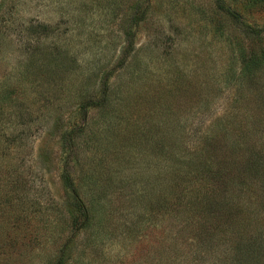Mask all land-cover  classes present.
<instances>
[{
	"label": "rangeland",
	"instance_id": "obj_1",
	"mask_svg": "<svg viewBox=\"0 0 264 264\" xmlns=\"http://www.w3.org/2000/svg\"><path fill=\"white\" fill-rule=\"evenodd\" d=\"M204 160L264 217V0H0V264H264L173 211Z\"/></svg>",
	"mask_w": 264,
	"mask_h": 264
},
{
	"label": "trees",
	"instance_id": "obj_2",
	"mask_svg": "<svg viewBox=\"0 0 264 264\" xmlns=\"http://www.w3.org/2000/svg\"><path fill=\"white\" fill-rule=\"evenodd\" d=\"M208 160L202 161L201 166L197 168H191L188 166L189 170H186L188 178L185 180L191 182L192 185L193 183L197 182V186L193 185L190 192L186 193V191L183 193V195L175 197L174 201L172 202V205L175 206L173 207V211L182 216V219L186 224L193 222L194 219L202 221V228H208L206 231L208 234L206 235V238L208 237L211 240L213 239V232H211L213 230L210 229V226H208L210 219L208 218L207 214L210 217H213L215 215L214 213H219L224 210L225 207H227L226 210L229 211V217L227 218V221L229 222L232 216H234L231 222L237 223L234 226L241 228L243 231L242 235L234 236V239L239 238L241 240L240 242H243V244H239L235 250H239V252H241V258L248 260L252 254L254 258L259 259V253H261V255L264 253V243L261 242L264 240V228L260 226L261 229H251L250 225L251 222L253 223V221H263L264 217L259 216V214L254 215L250 210H246L251 209V207H247V204H252L250 202V198L247 199L240 196L235 197V195H229L228 192L226 195H223L222 199L226 205L220 202L215 185L219 184V181H221V186L225 188L228 186V177H224L223 175L226 171V174H229V164L226 162H220L221 164L218 167V171L211 172L210 170L212 167L209 166L210 162H208ZM63 184L73 193L74 204L82 214L84 221L88 222L91 217L89 214L90 204L84 203L82 199L78 197V190L76 189L77 187L69 175L66 174L63 176ZM3 214L5 213L3 212ZM239 214H242L243 216L239 217ZM235 233L238 232L235 230ZM229 257L231 259L225 258V264H237L233 262L232 256L229 255Z\"/></svg>",
	"mask_w": 264,
	"mask_h": 264
}]
</instances>
